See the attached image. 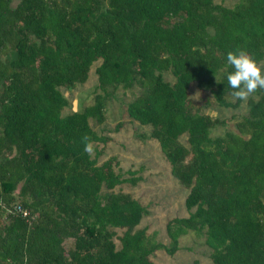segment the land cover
I'll return each mask as SVG.
<instances>
[{
    "label": "trees",
    "instance_id": "16d2710c",
    "mask_svg": "<svg viewBox=\"0 0 264 264\" xmlns=\"http://www.w3.org/2000/svg\"><path fill=\"white\" fill-rule=\"evenodd\" d=\"M234 48L264 60V0H0V264H155L190 232L205 235L213 264H264V89L228 118L191 98L195 84L206 104L239 106L217 81ZM95 64L101 92L67 112L64 89ZM120 88L139 90L127 114L152 127L189 189L188 215L166 222L168 243L141 226L147 206L116 190L139 170L126 177L116 157L99 162L108 138L91 120L106 121Z\"/></svg>",
    "mask_w": 264,
    "mask_h": 264
},
{
    "label": "rangeland",
    "instance_id": "374dc122",
    "mask_svg": "<svg viewBox=\"0 0 264 264\" xmlns=\"http://www.w3.org/2000/svg\"><path fill=\"white\" fill-rule=\"evenodd\" d=\"M226 5H233L236 0H218ZM17 2V1H16ZM14 2V3H16ZM97 64V63H96ZM92 67L89 79L78 84L73 89H64V93L70 100V106L66 111L77 110L94 101L96 93L101 92L98 88L95 66ZM264 67V60L260 63ZM166 78L171 79L169 73ZM139 92L120 88L110 97L107 104V119L99 124L92 119L93 128L108 140L99 142L98 147L102 149L99 162L111 156L117 158L120 170L126 177L127 170H139L137 175L141 180L136 184L130 182L116 187V190H123L131 193L148 208L141 226H148V232L157 231V239L168 243L169 238L166 231V222L175 216H187L189 211L185 205V198L189 189L181 185L171 173L170 163L161 150L159 142L150 136L152 127L142 125L133 121L126 111L127 103ZM206 92L199 89L195 84L191 88V98L196 106H204L203 111L213 117L228 118L234 114H245L248 111V99L254 96L251 93L248 97L241 99L239 106H221L216 103L206 104L203 100ZM123 122L120 128L117 124ZM227 128H234V124L218 126L214 129L213 135L223 134ZM186 141V136L181 139ZM94 154V152L92 151ZM71 242L68 241L67 245ZM210 248L205 243V235H198L190 232L180 237V249L169 255L165 250H157L152 258L155 264H213L210 258Z\"/></svg>",
    "mask_w": 264,
    "mask_h": 264
},
{
    "label": "clouds",
    "instance_id": "9594fccd",
    "mask_svg": "<svg viewBox=\"0 0 264 264\" xmlns=\"http://www.w3.org/2000/svg\"><path fill=\"white\" fill-rule=\"evenodd\" d=\"M224 65L231 70L224 73L227 86L232 90V95L244 99L258 88L264 89V67L244 48L229 49L225 53ZM217 79V78H216ZM83 150L91 153L94 145L87 136L82 137Z\"/></svg>",
    "mask_w": 264,
    "mask_h": 264
},
{
    "label": "built area",
    "instance_id": "2783aa9c",
    "mask_svg": "<svg viewBox=\"0 0 264 264\" xmlns=\"http://www.w3.org/2000/svg\"><path fill=\"white\" fill-rule=\"evenodd\" d=\"M15 209H17L22 215H24V216H27L28 215V211L27 210H25V209H23L21 206H19V205H16L15 206Z\"/></svg>",
    "mask_w": 264,
    "mask_h": 264
}]
</instances>
